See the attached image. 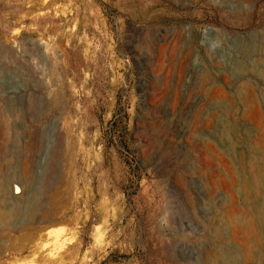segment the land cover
I'll return each mask as SVG.
<instances>
[{
	"label": "rangeland",
	"instance_id": "1",
	"mask_svg": "<svg viewBox=\"0 0 264 264\" xmlns=\"http://www.w3.org/2000/svg\"><path fill=\"white\" fill-rule=\"evenodd\" d=\"M0 182V264H264V0H0Z\"/></svg>",
	"mask_w": 264,
	"mask_h": 264
},
{
	"label": "bare ground",
	"instance_id": "2",
	"mask_svg": "<svg viewBox=\"0 0 264 264\" xmlns=\"http://www.w3.org/2000/svg\"><path fill=\"white\" fill-rule=\"evenodd\" d=\"M1 183V182H0ZM22 193H23V191H17L16 192V194L15 195H22ZM23 205V204H22ZM22 205H20L21 207H23ZM32 207V206H31ZM20 208V207H19ZM30 208V207H29ZM27 209V214H26V216H29L30 215V209ZM38 208V207H37ZM33 209V208H32ZM33 212H34V210H32ZM19 212H20V209H19ZM19 212H18V210H17V213H16V216L17 217H19L18 216V214H19ZM22 212V211H21ZM20 212V213H21ZM32 213V212H31ZM35 213V212H34ZM10 214V213H9ZM14 214H10V215H8V214H6V212L4 213V211H1V200H0V225H1V223H3V222H6V221H8V220H10V218L13 216ZM31 217V216H30ZM29 219V218H28Z\"/></svg>",
	"mask_w": 264,
	"mask_h": 264
}]
</instances>
